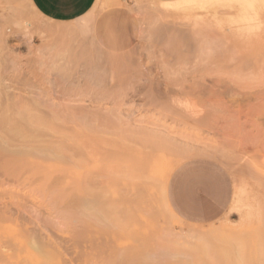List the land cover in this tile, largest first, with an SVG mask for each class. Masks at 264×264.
<instances>
[{
	"label": "rangeland",
	"instance_id": "1",
	"mask_svg": "<svg viewBox=\"0 0 264 264\" xmlns=\"http://www.w3.org/2000/svg\"><path fill=\"white\" fill-rule=\"evenodd\" d=\"M252 2L159 17L164 3L97 0L58 25L0 0V128L34 141L0 139V264H264V0ZM133 157L134 186L115 167ZM197 158L232 189L206 224L166 200Z\"/></svg>",
	"mask_w": 264,
	"mask_h": 264
},
{
	"label": "crops",
	"instance_id": "2",
	"mask_svg": "<svg viewBox=\"0 0 264 264\" xmlns=\"http://www.w3.org/2000/svg\"><path fill=\"white\" fill-rule=\"evenodd\" d=\"M34 12L47 21L65 25L86 16L97 0H28ZM172 3L180 0H151ZM117 11H114L116 13ZM102 25V22L100 23ZM184 161L170 173L166 200L174 215L186 223L206 224L221 217L231 205L232 189L225 170L216 162ZM201 159V160H200Z\"/></svg>",
	"mask_w": 264,
	"mask_h": 264
},
{
	"label": "bare ground",
	"instance_id": "3",
	"mask_svg": "<svg viewBox=\"0 0 264 264\" xmlns=\"http://www.w3.org/2000/svg\"><path fill=\"white\" fill-rule=\"evenodd\" d=\"M233 2H235V3H237V4H239L238 6H240V9H241V11L242 12H246L247 11V9L248 8H252L253 7V2H252V0H199V2H198V4H196V5H193V4H191V3H193L191 0H181V1H176V2H173V3H164L162 6H161V8L158 10V11H156V13L154 12L155 10H153V12L155 13V15H157V16H159V17H161V16H166V15H168V13H171V12H173V13H175V14H180L181 12H183V11H189V10H191V9H193V8H196V9H203V10H205V9H207V8H209L210 6L212 7V5L213 6H215L214 4H217V3H220V4H222V3H224V4H231V3H233ZM184 4V5H183ZM234 4V3H233ZM216 6H218V5H216ZM222 6V5H221ZM220 6V7H221ZM231 6V5H230ZM214 8V7H213ZM222 8H224V6L222 7ZM234 8V7H233ZM232 8V9H233ZM152 12V13H153ZM240 14V13H239ZM154 16V15H153ZM229 17V16H228ZM231 17H233V16H231ZM229 19V18H228ZM232 19V18H231ZM24 109V108H23ZM25 110V109H24ZM22 111V114H23V112H28L27 110H25V111ZM19 111H20V109H19ZM25 112V113H26ZM24 113V114H25ZM17 114V113H16ZM21 113H20V115H22ZM23 114V115H24ZM19 115V114H18ZM30 115V114H29ZM26 116V118H27V114L25 115ZM31 116V115H30ZM33 116V115H32ZM34 117V116H33ZM22 118H23V116H22ZM29 118V117H28ZM27 118V119H28ZM24 119V118H23ZM31 119V118H30ZM30 119H28L27 121H26V123L28 122H31L30 121ZM1 120V119H0ZM12 120V119H11ZM34 120V119H33ZM2 121V120H1ZM43 122V121H42ZM9 122H4V124H6L8 127H9V124H8ZM32 123V122H31ZM31 123H29V124H27V125H29V126H32V128L34 129V130H36V131H52L53 133H54V131L52 130V126L50 127V125H48V124H44V123H41V121H40V123L35 119V121L32 123V125H31ZM55 124V123H54ZM6 125H4V126H6ZM4 126H2V127H4ZM10 128V127H9ZM8 128V129H9ZM55 128V127H54ZM3 129V128H2ZM35 131V132H36ZM63 132V131H62ZM57 133V132H56ZM66 134V133H65ZM67 135V134H66ZM5 136H6V138H5ZM7 136H8V138H10V137H17V138H19V139H21V140H24V142L25 141H27V140H29L28 142L29 143H31V142H33L34 143V141H31V140H33V139H31L30 137H28V136H26L25 134H23L22 133V131H18L17 129H13L12 127L9 129V131L6 133H4L2 130H1V128H0V139H3L4 141H6L7 142ZM59 136H61V135H59ZM75 135H73V137H74ZM68 137H70V136H68ZM18 139V140H19ZM120 140V142L119 143H121V145L122 146H124V144H125V142H123V139H121V138H119ZM12 140V139H11ZM9 141V140H8ZM76 141V140H75ZM6 142H5V144H6ZM27 142V143H28ZM14 143V142H13ZM22 143V142H21ZM26 143V142H25ZM35 143H36V141H35ZM55 144H58V143H55ZM55 144H53V145H55ZM155 145H156V143H155ZM30 146V145H29ZM29 146H27V147H29ZM32 146V145H31ZM30 146V147H31ZM76 146V145H75ZM126 146V145H125ZM23 147V146H22ZM25 147V146H24ZM16 148V147H15ZM32 148L34 149V147L32 146ZM41 148V147H40ZM124 148H127V146L126 147H124ZM129 148V147H128ZM53 150H54V148H52ZM53 150H51L52 152H53ZM63 150H65V149H63V143L62 144H60V145H58L57 147H56V149H55V151L54 152H57V156H58V154L59 155H63L62 153H63ZM35 151V150H34ZM15 152V151H14ZM32 152V151H31ZM52 152H51V154H52ZM65 153V152H64ZM133 153H136V154H142V152L141 151H139V150H137V149H133V148H129V154L131 155V154H133ZM5 154V153H4ZM10 155V154H9ZM19 155V154H18ZM26 155V154H25ZM24 155V156H25ZM55 155V154H54ZM65 155H66V153H65ZM115 155V156H114ZM114 157H116L118 154H116V153H114ZM3 156V155H2ZM15 156H16V154H15ZM27 156V155H26ZM56 156V155H55ZM56 156V157H57ZM61 157V156H60ZM130 157V156H129ZM52 158V157H51ZM54 158V157H53ZM6 159V157L4 158V160ZM61 159V158H60ZM14 160V159H13ZM23 160V159H22ZM52 160V159H51ZM53 160H55V159H53ZM17 161H19L18 159H17ZM16 161V162H17ZM20 161H21V159H20ZM19 161V162H20ZM130 161V162H129ZM142 162V159H140L139 157H133V158H131V160L130 159H128L127 158V160L125 161V160H123L122 158H119V159H117L116 161H115V167H116V169H118V167L120 166L121 167V165H125L124 163H127L128 165H129V168H128V172H127V178L129 179V181H130V183L132 184V186H134V185H136L137 184V181H140V179H142V178H144V176L143 175H145L143 172H142V168H144V166L145 165H142L143 163H141ZM9 163H11V162H9ZM10 165V164H9ZM8 165V166H9ZM30 165V164H29ZM44 167V166H43ZM128 167V166H127ZM10 170V169H9ZM46 170H47V168H46ZM61 171V170H60ZM52 173V172H51ZM119 173V172H118ZM73 174V173H72ZM114 176H116V173H114ZM123 180V179H122ZM143 185H145V183H143Z\"/></svg>",
	"mask_w": 264,
	"mask_h": 264
}]
</instances>
